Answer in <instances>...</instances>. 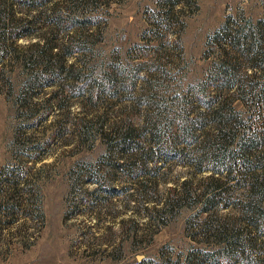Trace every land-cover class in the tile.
I'll use <instances>...</instances> for the list:
<instances>
[{
  "label": "rangeland",
  "instance_id": "374dc122",
  "mask_svg": "<svg viewBox=\"0 0 264 264\" xmlns=\"http://www.w3.org/2000/svg\"><path fill=\"white\" fill-rule=\"evenodd\" d=\"M38 3L14 7L56 32L0 60V170L31 200L0 217V264H264V0ZM42 35L60 66L37 79ZM125 123L159 169L109 149Z\"/></svg>",
  "mask_w": 264,
  "mask_h": 264
},
{
  "label": "trees",
  "instance_id": "16d2710c",
  "mask_svg": "<svg viewBox=\"0 0 264 264\" xmlns=\"http://www.w3.org/2000/svg\"><path fill=\"white\" fill-rule=\"evenodd\" d=\"M27 0H0V60L5 59L8 55H10L11 48L15 45H18L20 47L19 41L23 38L31 37L34 34L33 25L35 23H42L44 24L46 29H50V32H56L58 28L57 20L59 19L57 11H52L51 14L44 16L41 14H38L35 18V20L30 21L29 19L25 18L24 16L19 17V15L16 13L14 5L20 2H24ZM37 6L42 3V0H35ZM35 5V6H36ZM7 17L9 18V22L6 21ZM39 19V20H38ZM56 26L55 28L53 25ZM52 26V27H51ZM51 39L47 37V35H42V40L40 42H34L30 43V45L26 46L29 51H31L32 48L35 46L44 48L45 50L41 52V61L46 64L43 70H41L38 73H32L33 77L40 78L41 76H48L54 74L53 70L57 69L58 62L56 60H53V58L58 57L60 55L59 52H55V49L58 45L52 44ZM75 54V51H69L65 53V56H73ZM57 62V63H56ZM70 68H73V64L69 66ZM69 68V71L72 69ZM109 88H112L110 86ZM263 93H264V87H263ZM94 93H91L88 97L93 98ZM255 98H253L252 102ZM263 100V99H261ZM105 125H102L101 128H104ZM142 126H135L132 123H125L121 127H117L116 131L119 135L120 139L118 142L115 143H109V149L114 150L116 144L120 146L121 148V155L122 156H140L143 164L136 166L137 163H131L126 162L124 165L128 171L131 173L134 170H139L141 168H146L149 164L152 165L153 168L159 169L163 163L159 161V157H157L155 150L154 152H151V155L149 152L145 151L141 145V138H139L142 135ZM234 140V139H233ZM243 143H240V148L238 150L243 151ZM203 161V158L201 160V163ZM200 163V164H201ZM199 164V165H200ZM211 170L215 174H219V171H216L214 167H203L199 168V171H207ZM215 177V176H213ZM21 173L19 167H10L5 166L0 170V217L2 218H9V216L16 217L17 214L21 211L22 207L24 206V200L31 201L30 199H25L23 194L26 190L25 188L21 187ZM218 195H211L209 198H207L204 201V204L206 207L205 209H208V204L212 202V206L216 203H218V200H216ZM156 208V207H154ZM152 211V210H151ZM2 220V219H0ZM18 218L11 219L9 221L10 223H14ZM261 237L264 238V232L259 234ZM262 243H264V240L262 239Z\"/></svg>",
  "mask_w": 264,
  "mask_h": 264
}]
</instances>
